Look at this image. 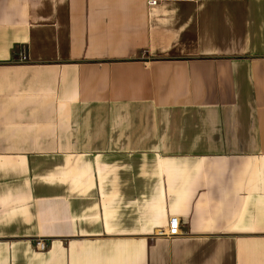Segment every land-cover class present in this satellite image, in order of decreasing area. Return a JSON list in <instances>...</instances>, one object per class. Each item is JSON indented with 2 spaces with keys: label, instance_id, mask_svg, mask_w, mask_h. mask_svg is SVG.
I'll return each mask as SVG.
<instances>
[{
  "label": "crops",
  "instance_id": "1",
  "mask_svg": "<svg viewBox=\"0 0 264 264\" xmlns=\"http://www.w3.org/2000/svg\"><path fill=\"white\" fill-rule=\"evenodd\" d=\"M0 264H264V0H0Z\"/></svg>",
  "mask_w": 264,
  "mask_h": 264
},
{
  "label": "built area",
  "instance_id": "2",
  "mask_svg": "<svg viewBox=\"0 0 264 264\" xmlns=\"http://www.w3.org/2000/svg\"><path fill=\"white\" fill-rule=\"evenodd\" d=\"M149 5L156 6L157 2L150 1ZM21 61L23 63H26L28 62V59L26 56L23 55ZM180 234H181V230H180V222L178 218H171L169 221L168 227L159 232L160 236H166V237H176V236H179ZM37 248H39L40 250H45L46 244L43 241H40L37 243Z\"/></svg>",
  "mask_w": 264,
  "mask_h": 264
}]
</instances>
